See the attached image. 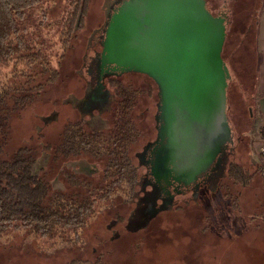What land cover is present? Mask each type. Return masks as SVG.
I'll use <instances>...</instances> for the list:
<instances>
[{"label": "rangeland", "instance_id": "obj_1", "mask_svg": "<svg viewBox=\"0 0 264 264\" xmlns=\"http://www.w3.org/2000/svg\"><path fill=\"white\" fill-rule=\"evenodd\" d=\"M117 1L88 0L83 27L76 31V37L69 38L61 58L58 80L47 87L39 100L12 120L10 144L14 147L27 145L34 148L33 152L38 151V154L34 153L36 161L33 169L39 172L42 169L49 184L58 165L63 164L68 174L71 172L70 161H62L61 157L51 160L52 151L44 148L46 143L54 145L64 123L82 120L86 130H98L106 127V119L109 120L112 115V109L107 110L110 93L100 86L95 88V82L89 81L91 78L86 66L95 59V48L100 49L90 37L99 34L107 11L110 13V7ZM261 1L205 0L211 13L224 14L222 58L229 73L226 113L232 136L236 134L242 139L236 141L233 154L213 166V182L190 183L188 190L172 188V194L166 193L153 180L145 177L144 166H139L138 172L142 173L140 194L137 206L129 217V226L123 227L122 223L134 204L123 200V195H117L105 202L114 209L97 212L86 225L84 234H70L66 243L55 236L39 237L28 231L29 234L24 231L4 234L0 238V264H264V176L258 150L262 133L259 135L253 125L255 73L246 60L253 61L255 53L250 59V49L245 42V35L253 29ZM63 2L57 4L55 12L47 20H43L40 35H45L48 43L58 38L59 25H55V19L61 17ZM33 13L34 18L40 20L39 11L34 9ZM247 20L249 24L243 32L245 26L241 23ZM55 43L53 66L57 65L59 56L64 52L61 42ZM9 70L8 67L0 69V80L8 77ZM119 77L125 83L131 81L135 87L142 81L150 86L149 91L147 88L143 93L139 91L141 94L133 110L141 130V140L129 148V154L136 163L134 150L140 149L146 139H153L156 134L153 100L156 99L157 86L150 77L140 72L129 71ZM39 133L41 136L37 137ZM142 151L145 152V149ZM45 154L49 155L48 160ZM143 155L140 162L146 164ZM230 162L242 166L246 172L244 181L227 177L226 170L233 165ZM77 166L82 172H91V167L84 161H78ZM61 177L62 173L59 174ZM95 180L91 181L90 200L103 193L100 181ZM61 186L57 184L55 189L51 186V190H58ZM77 190L72 187L65 193L81 195ZM121 202L124 204L120 208ZM115 212L125 214L123 220L119 219L121 223L114 226L118 236L113 234L115 229L105 228V223ZM138 220L142 222L136 224Z\"/></svg>", "mask_w": 264, "mask_h": 264}, {"label": "trees", "instance_id": "obj_2", "mask_svg": "<svg viewBox=\"0 0 264 264\" xmlns=\"http://www.w3.org/2000/svg\"><path fill=\"white\" fill-rule=\"evenodd\" d=\"M59 2L63 4L61 17L55 19V25H59L58 38L48 43L45 35H40V29ZM87 4L88 0H0V69L10 68L8 77L0 80V238L8 232L28 231L39 237L55 236L66 243L70 234L75 235L91 215L94 198L89 199L90 181L83 180L81 195L52 191L45 174L33 169L34 153L38 151L33 152L34 148L27 145L10 144L13 118L39 100L47 87L58 80L61 58L69 38L76 37V31L83 27ZM34 9L41 14L40 20L34 18ZM257 23L256 17L251 33L245 35L250 59L255 53ZM241 24L245 32L249 20ZM55 42H61L64 52L53 66ZM246 60L254 68L255 57L251 62L249 58ZM111 84L115 108L107 131H87L82 120L67 121L59 143L44 145L52 151L51 160L81 155L100 159L104 163L103 176L111 179L103 188L106 192L113 191L122 179L130 183L136 179L129 148L138 133L133 110L141 94L140 90L121 83L118 90L113 86L115 81ZM40 136L41 133L37 135ZM230 176L244 181L246 172L236 164ZM103 189L101 198L105 197Z\"/></svg>", "mask_w": 264, "mask_h": 264}, {"label": "water", "instance_id": "obj_3", "mask_svg": "<svg viewBox=\"0 0 264 264\" xmlns=\"http://www.w3.org/2000/svg\"><path fill=\"white\" fill-rule=\"evenodd\" d=\"M119 10L106 32L122 35L113 61L156 81L174 127V170H203L232 142L224 19L205 0H126Z\"/></svg>", "mask_w": 264, "mask_h": 264}, {"label": "flooded vegetation", "instance_id": "obj_4", "mask_svg": "<svg viewBox=\"0 0 264 264\" xmlns=\"http://www.w3.org/2000/svg\"><path fill=\"white\" fill-rule=\"evenodd\" d=\"M124 1H126V0H119L116 3H114L113 6L110 7V13H108V11H107V14H108V15L106 14L107 18L105 17L106 18L105 22L101 26V28L99 30V34L92 35L90 37V39L94 40V42H95L94 45H96L98 43V45L100 46V49L95 48V50H94L95 59L93 58V61H91V63H92L91 65L89 64L86 66L87 70L89 71L88 73L90 74V78H91V79H89V81L95 82V85H96L95 88L97 86H100L101 89H106L110 93L111 101H110V106L107 109L108 111L115 108V106H114L115 90H113L111 88V85H112L111 81H115L116 84L113 86L117 90L120 86L119 83H121L123 86L128 85L129 89L140 90V91H142V93H143V91H145L144 90L145 88H147L148 91L150 90V86L148 85V83L146 81H142L141 82L142 84L140 83L141 85H138L137 87L133 86V83L131 81H128V83H125L124 81H122V78L119 77V76H121L122 73L133 71V70H129L128 66H122L121 64L113 61L114 60V54L119 49V47L122 46L120 44L122 35L121 36L111 35V36H109L110 37L109 39L106 38V32H107L108 26L111 24L112 17L114 14H117L120 11L119 9H120V7ZM212 14L215 16H224V14H222V13L219 14V13H213L212 12ZM124 35H126V34H124ZM105 41H107V49L105 51H103V44ZM135 72H137V71H135ZM92 77H94V79ZM148 77H150V76H148ZM151 79L154 81V83L157 86V93H156V97H155L156 99L153 100L154 107H155L153 118H154V128H155L156 134H155V137L153 139H149V138L146 139L143 142V144L141 145V148L138 150H134V152H133V156L137 160L136 163L133 162V164L135 165V168H136V179L134 180L133 183L127 182L124 179H122V181H120L121 182L120 185L115 186L113 191L106 192L103 189L105 191V197L104 198H101L100 196L94 197L91 215L88 216V219L83 224V226L78 228V230L76 231L77 235L80 232H83V234H84L85 228L87 227L86 225L88 224V222L92 218H94L96 216L97 212H100V210H104V209H106V210L107 209H114L112 205L108 206L109 204L106 205L105 202L107 200H109V201L113 200L117 195H119V196L123 195V200L125 199V200H127L126 202H130V204L131 203L134 204L133 205L134 207L127 213L128 215L126 217V221L122 223L123 227L129 226L130 221L128 222V220L131 218V213H132L133 209L135 208V206H137V203H138L137 199H138L139 194H140L139 180L141 178L142 173L138 172L139 166H144V168H145V170H144L145 175L144 176L153 180V182L155 184H157V186H159L166 193L172 194V192H173V191H171L172 188H173V190H174V188L178 189V191H180L182 189L188 190L191 187V185H188L190 183H195V182H200V181H202V182H213V179L215 178V176L213 175V173H214L213 166L216 163L219 165L221 163V161H224L227 159L228 155L233 154L235 151L234 145H235L236 141L241 139V137L238 138L236 134L234 136H232L231 137L232 142L227 143L226 147L222 151L218 152L216 154V156H214V158L211 160V162H209L207 167L201 171H198V172L194 171L193 172L192 170H187V171L181 170L179 172L177 170H174L173 165L170 162V161H172V157H173L171 150H172L173 132H174V127H173L172 120H171V114L169 112V108H168L167 104H165L161 100L159 88H158L156 81L153 78H151ZM142 86H145V87L143 88ZM117 90H116V92H117ZM87 95H88V97H90V94H87ZM82 101H85V99H83ZM166 106H167V108H166V111L164 112V108ZM111 114H112V111H111ZM110 119H111V116H110L109 120L106 119L107 125L104 129H98V130L89 129L87 131H93V132L107 131V129L110 128V124H111ZM63 127L64 126H62L61 130L59 131L58 138L54 142V146L57 143H59V141H60V137H61V134L63 131ZM138 129H139V131H138ZM138 129H137L138 133H137V136L135 138L136 141L141 140L140 139L141 130H140L139 126H138ZM136 141L132 142L131 146ZM144 149H145V152L142 151ZM142 154H144L143 155V161H147L146 164H143L140 162V161H142L140 158ZM45 155H46L47 160H48L49 155L48 154H45ZM129 157H131L130 160L133 161L132 156L130 155ZM63 159H62V161H70L71 172H69V174H68L67 169L63 168V164L58 165L57 172L52 179V181H54L55 183L51 184V182H52L51 181L50 185L52 186L53 189L56 188L57 184L62 185V186L59 187L60 189L55 190V191L66 192V191L71 190L72 187H75L76 189H78L77 192L82 191L83 190V188H82L83 183L88 182V181L91 182L93 178H94V180L96 178L95 181H98V180L100 181L102 188H104L106 186V184L111 181V179H108V178L103 176L104 163L101 162L100 159L92 158V157L86 156V155L75 156V157H70V158H63ZM78 161H84L86 164H88L91 167V172L90 173L82 172L77 166ZM44 162L47 163V161H44ZM230 164H233V165H230L229 168L226 170L228 172L227 177L230 176L231 170L235 168L237 163L230 162ZM207 170H209V171H207ZM41 171H42V169H41ZM206 171H207V173L203 174V172H206ZM60 173H62V175H63V177H61V178H59ZM73 175H77V176L73 177ZM83 180H84V182H83ZM75 181H77L78 183H74ZM127 192L129 193V196H127L128 195ZM136 195H137V198H135ZM122 204H124V202H121L119 204L120 208L122 207ZM102 205H104V207H101ZM122 216L125 217V214L124 213L116 214V212H115V215L110 217L108 219V221L105 223V228L111 229V230L115 229L112 231H113V234L115 233L116 236H118V235L116 234L117 231H116V227H114V226L116 224L121 223L119 219L123 220L124 218H122ZM133 222H135V221H133ZM139 222H142V221L138 220L135 223L138 224ZM96 234H97V232H96ZM85 236H87V235L85 234ZM83 243H84V238L82 240V244Z\"/></svg>", "mask_w": 264, "mask_h": 264}, {"label": "crops", "instance_id": "obj_5", "mask_svg": "<svg viewBox=\"0 0 264 264\" xmlns=\"http://www.w3.org/2000/svg\"><path fill=\"white\" fill-rule=\"evenodd\" d=\"M257 20L253 94L255 121L253 125L260 135V133H264V0L259 4Z\"/></svg>", "mask_w": 264, "mask_h": 264}, {"label": "built area", "instance_id": "obj_6", "mask_svg": "<svg viewBox=\"0 0 264 264\" xmlns=\"http://www.w3.org/2000/svg\"><path fill=\"white\" fill-rule=\"evenodd\" d=\"M261 138L262 140L258 150H259V158H260V169L262 175L264 176V133L261 135Z\"/></svg>", "mask_w": 264, "mask_h": 264}]
</instances>
